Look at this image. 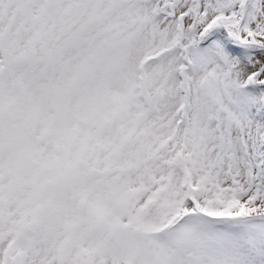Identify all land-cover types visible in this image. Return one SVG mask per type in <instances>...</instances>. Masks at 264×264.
I'll return each instance as SVG.
<instances>
[{
    "label": "snow or ice",
    "instance_id": "6c2138e0",
    "mask_svg": "<svg viewBox=\"0 0 264 264\" xmlns=\"http://www.w3.org/2000/svg\"><path fill=\"white\" fill-rule=\"evenodd\" d=\"M0 264H264V0H0Z\"/></svg>",
    "mask_w": 264,
    "mask_h": 264
}]
</instances>
